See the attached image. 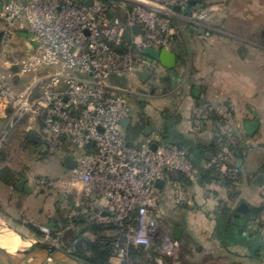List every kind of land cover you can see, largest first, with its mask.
Returning <instances> with one entry per match:
<instances>
[{
  "label": "built area",
  "instance_id": "1",
  "mask_svg": "<svg viewBox=\"0 0 264 264\" xmlns=\"http://www.w3.org/2000/svg\"><path fill=\"white\" fill-rule=\"evenodd\" d=\"M165 6H191L194 0H155ZM200 2V1H199ZM150 0H0V113L11 126L25 119L41 124L51 147H68L76 160L72 180L80 182L89 197L87 210H97L93 222L119 228L112 245L119 248L116 264H133L132 246L172 255L178 260L172 224L162 220L163 190L174 192L173 203L183 202L180 181L196 179L188 147L160 144L148 138L130 144L121 120L130 118L124 93H136L113 79L127 76L142 82L136 71L148 72L156 83L163 66L144 54L148 47L170 48L166 21L140 8ZM194 13L200 24L205 13ZM185 13L188 16L189 9ZM126 14L125 22L117 16ZM192 12V11H191ZM168 23V22H167ZM127 28L131 33L125 40ZM29 30L32 50L25 62L7 60L19 33ZM12 53V51H11ZM10 65V66H9ZM20 66L17 69L16 66ZM35 78L17 91L19 77ZM220 122L240 128L229 104H215ZM237 123V124H236ZM225 130H233L225 126ZM235 128V129H236ZM235 132H238L236 129ZM229 145L212 155L207 169L223 181L237 180L240 170ZM163 181L164 187L156 182ZM264 204V188L260 190Z\"/></svg>",
  "mask_w": 264,
  "mask_h": 264
},
{
  "label": "rangeland",
  "instance_id": "2",
  "mask_svg": "<svg viewBox=\"0 0 264 264\" xmlns=\"http://www.w3.org/2000/svg\"><path fill=\"white\" fill-rule=\"evenodd\" d=\"M150 1L152 3L147 4L150 8L141 7L140 9L161 21H166L164 26H169L166 30L170 48L183 56V59H179V65L186 62L192 67L240 68L249 75L250 79L260 80L261 88L253 90V96L241 98L243 101L239 103H249L250 109L257 111L255 115L252 113L255 119H258L257 138L253 142L259 149L261 146L264 147V0H203L200 2L195 0V4H191L189 8L187 5L176 6L173 1H170L168 6L155 0ZM200 3L203 6L199 10L206 15L204 19L198 21L200 24H197L190 20H194V13L198 12ZM186 8L192 11L191 16L185 13ZM200 27L205 29V34L201 37L197 34ZM30 39L31 36L26 39L14 38L10 53L6 56L9 63L25 62L28 51L32 50ZM241 50L245 51V57H240ZM5 60L2 65L0 64L1 66L6 65ZM16 67L20 68L19 65ZM35 77L33 71L19 77L16 90H23ZM113 78L116 79V76ZM117 79L133 90L152 86V81L150 83L147 81L145 85L136 80L131 81L127 76ZM152 84L155 88L154 95L161 100L159 92L161 87L157 88L154 80ZM127 97L136 114L142 116L146 114V111L149 112L151 105L154 107L157 103L154 100L150 103L148 98L136 99L131 94ZM140 102L150 103V107L148 109L146 107L147 110H145L140 107ZM229 106L240 128L236 126L233 128L227 124L225 126L228 129H234L233 132L237 129L238 132L235 133L242 139L244 130L235 112L236 110L243 112L246 107L240 105L236 108L232 103ZM153 107L150 112L155 111L153 115L159 116V122L162 125V112ZM145 121V119L140 120L142 123ZM11 124V119L0 113V222L8 223L36 238L57 243L81 256L82 242L95 241L96 237L94 234H89L86 238L79 237L74 240L75 235L72 232L75 231L77 221L82 219L81 212L86 213L89 197L83 190L82 184L72 180V171L63 164L66 150L63 147L52 148L49 133L38 123L25 119L13 126ZM32 135L35 139L31 141ZM249 155L245 161L248 168L245 177L251 184L253 179L261 174L257 164L261 158L258 153ZM5 176L11 179L10 184L2 178ZM22 181L25 182L24 186L28 187V190L17 188ZM179 205L174 204L175 215H172L171 209L167 216L162 214V220L167 223L176 221L182 210ZM65 219L69 223L66 227L57 228L51 225V222H57L61 226ZM176 247V253L181 256V252L185 251L184 247L181 244ZM83 254V257L91 256V253L87 251ZM118 254L119 250L109 264H116L114 261ZM218 255H215L219 261L216 262L217 264H230V262H224L225 259ZM207 259L208 262L204 264H210L209 256Z\"/></svg>",
  "mask_w": 264,
  "mask_h": 264
},
{
  "label": "crops",
  "instance_id": "3",
  "mask_svg": "<svg viewBox=\"0 0 264 264\" xmlns=\"http://www.w3.org/2000/svg\"><path fill=\"white\" fill-rule=\"evenodd\" d=\"M197 34L201 37L205 33L198 31ZM21 38L26 39L27 37L20 36ZM170 51L176 53L178 58L174 68L170 69L163 66V80L161 83H156L157 88L161 87L159 90L161 100H158L157 98L159 97L154 94L149 97L150 103L151 100L157 103L154 104V107L152 105L150 107V103L145 104V110L150 108L149 112L146 111V114L144 113L142 116L136 114L134 108L130 106L129 99H127L130 107V119L132 120L130 126L135 125L142 118L151 120V124L146 127L151 128V133L146 135L145 128L144 135L137 142V145L148 138L155 140V142L159 138L158 143L160 144H181V146H184L183 143L192 142L198 150H203L205 154H212L208 147L211 145L214 133L218 127L211 119L212 106L221 102L232 103L236 108L240 105L246 107L243 112L238 110L235 112L237 120L242 124V130H244L241 144L245 150V156L244 159L242 158L240 165L242 171L244 173L248 171L245 161L250 156L249 154L258 153L261 158L260 162L257 163L261 174L255 178V183L250 181V184L249 179L247 180L246 175H244V181L233 191L226 189L216 180L199 183L197 176L189 187H185L182 184L183 202L180 204L182 210L176 221H170L172 233L175 227H181L183 230L181 239L176 240V242L181 244L186 250L185 253L188 257L186 262H208L207 256L210 258L209 262H219L215 257L216 254L223 257L225 259L224 262H230V264L231 262H260L249 259V248L246 245L247 239L242 240L244 243L231 242V244L223 246L217 238V222L219 219L226 217L227 221L233 225H243L240 222L244 221L245 215L251 209L259 208L262 205L260 190L264 188V147L261 146L259 149L253 142L257 138L258 126L253 132H249L246 128L247 122H258V119L253 116L257 111L255 109L251 110L249 103H239L241 100L243 101L241 98L253 96V90L261 88V82L259 79L257 81L250 79L249 75L240 68L192 67L186 62L179 65V59H183V56L173 49ZM241 52L240 57H245V51L241 50ZM113 79L119 85L124 86L117 78ZM126 81L130 82L129 80ZM147 81L148 83L151 81L153 83L151 78L139 83L146 85ZM152 83L151 85L153 86ZM146 89H148V86ZM128 94L130 93H124V96L128 98ZM152 107L162 112V125L159 122V116L154 117L155 111L150 112ZM133 113L134 115H132ZM39 125L43 127L41 124ZM127 129H125L126 135ZM63 148L66 150L65 159L70 154V148L65 146ZM207 160L209 161L208 158ZM234 192H237V196H234L235 198H233ZM173 198L174 192L172 189L165 187L162 200V214L164 216H167L171 209L173 211ZM243 203L249 206L247 213L239 211V207ZM227 209L229 210L228 216L224 215ZM172 215H175L174 211ZM259 221L258 219L249 223L247 230H258ZM262 234L264 238V229ZM166 262L163 258L158 260V264H167Z\"/></svg>",
  "mask_w": 264,
  "mask_h": 264
},
{
  "label": "trees",
  "instance_id": "4",
  "mask_svg": "<svg viewBox=\"0 0 264 264\" xmlns=\"http://www.w3.org/2000/svg\"><path fill=\"white\" fill-rule=\"evenodd\" d=\"M197 1H203V0H197ZM117 16L121 19V21H123V23L125 22L126 14L124 12H119ZM190 28L191 27H189V29ZM137 30H138L137 28L133 29V31L127 28L125 40L128 41L130 38V34L132 32L136 33ZM19 35L22 37H30L31 33L28 31H22L19 33ZM142 119H145L146 121L144 123L139 121L140 123L138 122L127 129L126 136L130 144H137V142L144 135L145 128L151 124L150 119L147 118H142ZM211 119L218 125L217 130L214 133V137L211 142V145L208 147L212 155H216L217 153H219V151L224 145H229L235 160L242 158L244 159L245 150L241 146L242 139H240V137L237 136V133L226 131L225 123L220 122L219 116L213 110L211 112ZM30 140L32 141L31 137ZM183 145L184 147H188L190 150V158L194 164L195 175L197 176L199 183L216 180V182H218L226 189L233 191L244 181L245 173L242 171L241 168L239 169L240 177L237 180H231L226 182L221 181L218 178L215 170L207 169L208 160L203 150H198V148L192 142L183 143ZM179 146H181V144H179ZM2 178L5 180V182L7 181V183L9 184L11 183L10 181L11 179H9V176H5ZM180 181L185 187H189L192 183V181L186 178L185 176H181ZM255 181L256 179H253L252 183H255ZM234 196H237V192H234L233 198H235ZM95 212L97 213V210H90V211L86 210V213L81 212L80 217L82 219L78 220L75 225L76 227H74L75 231L72 232L75 235L74 240H77V238L79 237L86 238L87 235L89 234H94L96 237L95 241H89V240L83 241L81 245L82 247L81 256L80 255L77 256L87 259L94 264H109L111 258L119 250V248L112 245V238L118 236L119 228L115 226H105L93 222L94 220L93 218L95 217L96 214ZM224 215L226 216L229 215L228 209L225 210ZM258 219L260 220L258 223L259 225H257L258 230L256 231L247 230L249 223L255 222ZM67 221L68 220L65 219L62 222L61 226L58 225L57 222L56 223L51 222V225H54L57 228H61L64 226L66 227L69 224ZM240 223H243V225L236 226L228 222L226 217L219 219V221L217 222L218 240L222 243L223 246H225L227 244H231V242L240 243L243 242L242 241L243 239H247L246 245L249 248V259L254 261H260V262H249V264H264V238L262 234V230L264 229V204H262L261 207L259 208L251 209V211H249L245 215L244 221ZM175 243L176 246H178V243L177 242ZM86 251L91 253L90 258L83 257L84 256L83 252ZM185 251L183 250L181 252V256H179L180 254L178 255L179 257L178 260L176 261L180 260V262H176L172 255L160 256V254L155 250L152 249L146 250L143 247L132 246L129 250V257L130 260L133 261L130 263L133 264H158V260L162 258L165 261H167L166 262L167 264H202V263L204 264V262H186L188 260V257ZM210 264H217V263L210 262ZM231 264H245V262H231Z\"/></svg>",
  "mask_w": 264,
  "mask_h": 264
},
{
  "label": "water",
  "instance_id": "5",
  "mask_svg": "<svg viewBox=\"0 0 264 264\" xmlns=\"http://www.w3.org/2000/svg\"><path fill=\"white\" fill-rule=\"evenodd\" d=\"M5 1L8 2L9 0ZM195 2L196 1L194 0L191 4H195ZM188 14L191 15L192 12L189 11ZM199 32L205 33V29L200 27ZM144 54L159 62L162 66L170 69L175 67L178 58L176 53L167 49H155L152 47L146 48L144 50ZM136 75L142 80H147L151 76L150 73L142 71H136ZM131 124L132 120L130 118L121 120V125L124 129H127ZM257 126V122H247L246 124V128L249 132L255 131ZM145 133L146 135L150 134L151 128H146ZM32 139H35L34 135H32ZM159 140L160 139L158 138L157 142L153 143V150L158 149ZM206 157L210 160L212 154L207 153ZM236 163L237 166L240 167L242 159H238ZM63 164L69 169L76 168V160L72 154L66 156V158L63 160ZM24 183V181L19 183L17 188L19 190H28V187L25 188ZM156 184L161 188L164 187V182L161 180L157 181ZM248 210L249 206L246 203L241 204L239 207V211L242 213H247ZM0 226L8 227L20 238L21 241L30 245V249L27 252L21 250L11 251L0 245V264H94L87 259L77 256L75 253L67 250L57 243L28 235L8 223L3 224L0 222ZM182 233L183 230L181 227H175L173 231V239L175 241L180 240Z\"/></svg>",
  "mask_w": 264,
  "mask_h": 264
},
{
  "label": "bare ground",
  "instance_id": "6",
  "mask_svg": "<svg viewBox=\"0 0 264 264\" xmlns=\"http://www.w3.org/2000/svg\"><path fill=\"white\" fill-rule=\"evenodd\" d=\"M0 245L11 251L21 250L27 252L30 245L20 238L6 226H0Z\"/></svg>",
  "mask_w": 264,
  "mask_h": 264
},
{
  "label": "flooded vegetation",
  "instance_id": "7",
  "mask_svg": "<svg viewBox=\"0 0 264 264\" xmlns=\"http://www.w3.org/2000/svg\"><path fill=\"white\" fill-rule=\"evenodd\" d=\"M151 79L153 80V78ZM154 93H155V88L151 86L148 87V89L146 88L138 89L136 93H130V94L131 96L133 95V97H135L136 99H146L152 97ZM138 97H142V98H138ZM145 104H146L145 102H140V107L145 108ZM132 115H134V113Z\"/></svg>",
  "mask_w": 264,
  "mask_h": 264
}]
</instances>
